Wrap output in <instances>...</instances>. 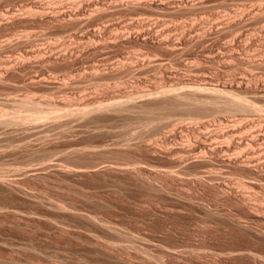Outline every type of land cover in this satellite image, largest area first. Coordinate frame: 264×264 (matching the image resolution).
Segmentation results:
<instances>
[{
    "label": "rangeland",
    "instance_id": "374dc122",
    "mask_svg": "<svg viewBox=\"0 0 264 264\" xmlns=\"http://www.w3.org/2000/svg\"><path fill=\"white\" fill-rule=\"evenodd\" d=\"M65 2L0 0V264H264V0Z\"/></svg>",
    "mask_w": 264,
    "mask_h": 264
},
{
    "label": "bare ground",
    "instance_id": "6f19581e",
    "mask_svg": "<svg viewBox=\"0 0 264 264\" xmlns=\"http://www.w3.org/2000/svg\"><path fill=\"white\" fill-rule=\"evenodd\" d=\"M59 1V0H58ZM62 1V0H61ZM100 1V0H99ZM110 1V0H109ZM139 1V0H138ZM153 0H151V2H152ZM57 2V1H56ZM67 2H68V0H67ZM67 2H65V3H67ZM71 2V1H70ZM93 2V1H92ZM104 2V1H103ZM39 3V2H38ZM44 3V2H43ZM57 3H59V2H57ZM64 3V2H63ZM97 4L95 1L92 3V5L93 4ZM99 3V2H98ZM157 3V2H156ZM48 4V3H47ZM86 4H87V0H86ZM85 4V5H86ZM91 4V3H90ZM95 4H94V6H95ZM159 4V3H158ZM49 5V4H48ZM47 5V6H48ZM54 5V4H53ZM126 5V4H125ZM41 6H42V4H41ZM40 6V7H41ZM46 6V5H45ZM44 6V7H45ZM55 6H56V4H55ZM55 6H53V7H55ZM57 6H59V5H57ZM93 6V7H94ZM98 6H100V5H98ZM139 6V5H138ZM152 6V5H151ZM156 6V5H155ZM51 7V6H50ZM52 7V8H53ZM83 7H86V6H83ZM89 7V6H88ZM97 7V6H96ZM95 7V8H96ZM42 8H43V6H42ZM47 8V7H46ZM68 8V7H67ZM73 8V7H72ZM87 8V7H86ZM133 8V7H132ZM59 9V8H58ZM85 9V8H84ZM39 10H41V9H39ZM39 10H37V11H39ZM53 10V9H52ZM71 10V9H70ZM80 10V9H79ZM8 11V10H7ZM54 11V10H53ZM72 11H74L73 9H72ZM99 11V10H98ZM97 11V12H98ZM56 12V11H55ZM58 12H60V11H58ZM57 12V13H58ZM54 13V12H53ZM77 13H78V10H77ZM80 13H81V11H80ZM1 14V13H0ZM3 15H4V13H2ZM61 14H64L65 15V12L64 13H62V12H60V15ZM67 15L69 14V13H66ZM71 14V13H70ZM66 15V16H67ZM74 15H75V11H74ZM78 16V15H77ZM257 16V15H256ZM3 17V16H2ZM7 17V16H6ZM54 17V16H53ZM260 17V16H259ZM79 18V17H78ZM254 18H257V17H254ZM6 19V18H5ZM52 19V18H51ZM59 19V18H58ZM63 19V18H62ZM73 20H75L76 21V18L74 19L73 18ZM88 20V19H87ZM257 20H258V18H257ZM1 21V20H0ZM78 21V20H77ZM76 21V22H77ZM69 22V21H68ZM75 23V22H74ZM142 35H143V33H142ZM144 37V36H143ZM80 38V37H79ZM171 44V43H170ZM172 45V44H171ZM176 46V45H175ZM172 47V46H171ZM178 47V46H177ZM174 48V47H173ZM39 51V50H38ZM6 65V64H5ZM10 67V66H9ZM8 69V68H7ZM10 70V69H9ZM7 71V70H6ZM3 80V79H2ZM2 82V81H1ZM202 83V82H201ZM181 88H186V91L188 92V93H191V94H194V93H198L199 92V94H200V92H205L206 93V96H205V98H203V96H199V97H194V99L195 100H197V101H199V102H203V103H210L211 105H216L218 102L219 103H222V100L224 101L223 103H224V107H235V108H238V109H244V110H249V111H254V112H257V111H260V110H262V106H264L263 105V103H262V106L261 105H258V104H256L255 103V101H251V100H249V99H247V98H244V97H236V95H232V93L231 92H229L228 90H226L225 88L224 89H222V88H220V87H216V86H208V85H206V83H202V84H196V83H191V84H185V85H181V86H173V87H161V88H159V90H157V91H155V92H150L149 90V92H147L146 90V92H142L141 94H140V96H144V95H148V94H154V93H160V95H161V97H162V94L163 95H165V97L166 96H170V98H169V100L172 98V97H174V98H188V100L190 99L189 98V96H187V92H184L183 94L180 92V91H178L179 89H181ZM222 93L223 94H229V95H226V96H223L222 95ZM260 94H258V92H257V94L262 98V97H264V93L263 92H259ZM198 95V94H197ZM200 95H202V94H200ZM136 96V95H135ZM28 97V96H27ZM153 97H154V95H153ZM160 97V96H159ZM154 98H157V97H154ZM203 98V99H202ZM222 100H221V99ZM223 98H225V99H223ZM33 98H30V99H28V100H25V101H23L22 102V105H30L32 108H33V113L32 114H28V115H23V114H21V115H19V116H15V117H11V118H9V119H7V120H9V121H14V122H16L17 123V121H22V122H25L26 120H33L32 122H34V121H36L37 119H39V117L41 118V117H43V115H42V113H43V110H41L39 107V105H40V102L38 103V100L36 101V100H32ZM160 99V98H159ZM166 100L168 99L167 97L165 98ZM183 100V99H182ZM187 100V99H186ZM191 100V99H190ZM189 100V101H190ZM262 100V99H261ZM36 101V102H35ZM159 101H164V100H159ZM183 101H185V100H183ZM154 102V101H153ZM170 102V101H169ZM169 102H167V105L169 104ZM198 102V103H199ZM111 104H112V102H110ZM109 103V104H110ZM121 102L120 101H117V99L115 100V101H113V104L111 105L112 107H110L109 106V104H107V103H105V106H108V108L110 107V109L111 108H113L114 106L113 105H118V104H120ZM124 103V102H123ZM172 103V102H171ZM170 103V104H171ZM179 103V102H178ZM177 103V104H178ZM198 103L196 102L195 104L197 105H194V106H196V107H198L199 108V106H201V104H199L198 105ZM107 104V105H106ZM122 104V103H121ZM157 104V103H156ZM156 104H155V106H156ZM162 104H165V103H162ZM176 104V105H177ZM180 104V103H179ZM126 105V104H125ZM153 105V104H152ZM158 106H159V104H157ZM160 105H161V103H160ZM99 106H101V104H99ZM121 106V105H120ZM149 106H151V104H149ZM157 106V107H158ZM163 106V105H162ZM101 107H104V105H102ZM152 107V106H151ZM154 107V106H153ZM202 107V106H201ZM210 107V106H209ZM212 107V106H211ZM262 107V108H261ZM96 108V107H95ZM106 108V107H105ZM125 108H127V107H125ZM159 108V107H158ZM160 108H161V106H160ZM88 109V108H87ZM87 109L86 110H84V108H79V107H77V109H68V113L71 115V113L73 114V112H75V113H87L88 111H87ZM98 109V108H97ZM114 109H116V108H114ZM118 110H119V108H117ZM116 109V110H117ZM200 109H202V108H200ZM215 109V108H214ZM226 109V108H225ZM117 110V111H118ZM124 110V109H123ZM149 111L150 110H153V109H148ZM87 111V112H86ZM114 111V110H113ZM116 111V112H117ZM118 112H120V111H118ZM90 113V112H89ZM259 113V112H258ZM261 113V112H260ZM68 114V115H69ZM79 114V115H80ZM79 115H76L75 114V117L76 116H78L79 117ZM84 115H86V114H84ZM88 115V114H87ZM64 116V115H63ZM84 117V116H83ZM85 117H87V116H85ZM89 117V116H88ZM90 118V117H89ZM83 119H85V118H83ZM5 120V119H4ZM5 122V121H4ZM3 122V123H4ZM38 123H36V126L38 127L39 125H37ZM259 125V124H258ZM258 125H256V127L258 126ZM41 126V125H40ZM251 126H252V124H251ZM261 127H262V125H260ZM259 127V126H258ZM257 127V128H258ZM26 128V127H25ZM254 129L253 128V130L252 129H250V128H246L245 130H242V129H240V128H233V129H230L229 131H226V132H224L223 133V136H227L226 137V140L229 142V140L230 139H227L228 137H232L233 135H235L234 133H236V132H241L242 134H241V139L238 141V139H236L237 141H238V143H236L235 141V143H236V145H238L239 144V146L241 145V144H245V143H249V145H251V144H254V143H256V142H258L259 141V139H262L261 141V143H264V130L262 129V128H258V129ZM229 129V128H228ZM244 129V128H243ZM27 132V131H26ZM29 132V131H28ZM219 134V133H218ZM238 134H240V133H238ZM217 135V134H216ZM244 135V137H242ZM234 137V136H233ZM247 139V140H246ZM231 141V140H230ZM227 142V143H228ZM245 142V143H244ZM229 143H232V142H229ZM260 142H258V144H259ZM221 144V143H220ZM257 144V143H256ZM257 144V145H258ZM230 145L231 144H228L227 145V147L229 146L230 147ZM147 146V145H146ZM219 146H221V145H219ZM238 146V147H239ZM242 146V145H241ZM263 146H264V144H263ZM208 147V146H207ZM209 147H210V145H209ZM213 147V146H212ZM248 147H250V146H248ZM252 147H253V145H252ZM252 147H250V148H252ZM254 147H257V146H254ZM260 147V146H259ZM258 147V148H259ZM220 148V147H219ZM224 147H222V149H223ZM82 149L83 148H81L80 150H81V152H82ZM222 149H220V150H222ZM253 149V148H252ZM251 149V150H252ZM255 149V148H254ZM262 150H263V148H262ZM261 150V151H262ZM83 151H84V149H83ZM219 151V150H218ZM217 151V152H218ZM252 152H254V151H252ZM258 152V151H257ZM260 152V151H259ZM263 152H264V150H263ZM251 153V152H250ZM79 154V153H78ZM264 154V153H263ZM248 155V154H247ZM261 155V156H260ZM230 156V155H229ZM233 156V155H232ZM245 156V155H244ZM233 157H235V155L233 156ZM229 158V159H227V160H229L230 162L232 161V162H236L238 165H240V166H242V167H244L245 169L246 168H251L253 165H255V164H258V165H260V164H264V156L262 155V152L260 153V154H258V156L256 155V154H254V156L253 155H251L250 154V156L248 155V156H245V157H241V155H239V157H235V158ZM228 161V162H229ZM46 163V162H45ZM49 163H51V162H49ZM44 164V163H43ZM257 165V166H258ZM47 166H49V165H47ZM52 166V165H51ZM43 168V167H42ZM47 168V167H46ZM46 168H45V170H46ZM243 168V169H244ZM136 169V168H135ZM242 169V170H243ZM38 170V169H37ZM31 171V170H30ZM28 174H30V173H28ZM32 174V173H31ZM36 174V173H35ZM34 174V175H35ZM1 175V174H0ZM2 177V176H1ZM4 177V176H3ZM5 178H7L8 179V177H6L5 176ZM3 179V178H2ZM13 181V180H12ZM9 182V181H8ZM3 183V182H2ZM12 183V182H11ZM6 184V183H5ZM241 185H242V183H240ZM14 187V186H13ZM12 187V188H13ZM16 187V186H15ZM3 189H5V188H3ZM244 196V195H243ZM255 197V196H254ZM253 197V198H254ZM256 197H258V195L256 196ZM247 199V198H246ZM250 199H251V197H250ZM258 200V199H257ZM245 202V201H244ZM247 203V202H246ZM248 204V203H247ZM261 205V204H260ZM263 207V206H262ZM253 253V251H250V253ZM111 253H113V251L111 252ZM255 254H257V256H258V253H255ZM264 255V254H263ZM263 257V256H262ZM261 257V258H262ZM258 258V257H257ZM259 259V258H258ZM126 261V260H125ZM262 261V260H261ZM126 263V262H125ZM128 263V262H127Z\"/></svg>",
    "mask_w": 264,
    "mask_h": 264
}]
</instances>
